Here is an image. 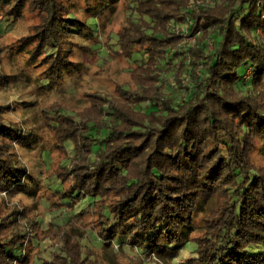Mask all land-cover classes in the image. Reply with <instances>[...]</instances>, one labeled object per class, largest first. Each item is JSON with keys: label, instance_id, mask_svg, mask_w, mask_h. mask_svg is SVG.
Returning a JSON list of instances; mask_svg holds the SVG:
<instances>
[{"label": "trees", "instance_id": "obj_1", "mask_svg": "<svg viewBox=\"0 0 264 264\" xmlns=\"http://www.w3.org/2000/svg\"><path fill=\"white\" fill-rule=\"evenodd\" d=\"M76 1L0 0V20L37 14L32 32L10 46L35 89L64 83L78 69L75 48L99 43L92 25L110 0ZM130 2L137 17H125L114 51L127 61L142 56L127 68L130 81L117 95L87 92L82 111L42 109L64 152L55 192L72 205L89 202L79 215L91 216L103 246L171 261L188 250L184 264H264V168L251 159L257 147L264 152V0ZM83 10L90 15L80 18ZM15 75L0 76V86ZM11 110L0 105V194L32 195L42 187L19 150L50 149ZM22 210L0 211V264H33L47 240L37 230L53 222ZM58 227V248L39 255L42 264H98L92 248L87 254Z\"/></svg>", "mask_w": 264, "mask_h": 264}, {"label": "rangeland", "instance_id": "obj_2", "mask_svg": "<svg viewBox=\"0 0 264 264\" xmlns=\"http://www.w3.org/2000/svg\"><path fill=\"white\" fill-rule=\"evenodd\" d=\"M204 1L212 3L213 0ZM73 2L78 1L73 0ZM111 2L112 0L99 11V20H96V24L92 25L99 43L93 46L89 42H82L81 47L83 46V48L76 47L72 60L79 62L78 69L66 73L64 83L54 86L55 88L48 91L35 89L34 83L31 84L29 80L27 81L25 74H27L28 68H26L22 52L20 51L15 55L10 52L12 43H16L22 36L32 32V25L38 22L37 14L26 11L24 19L19 21L0 20V76L16 74L14 77H9L7 85L0 86V105H10L12 110L9 117L13 121L19 122L20 126L33 129L41 134L40 143L44 144L43 147L50 149V152H41V148L37 146L31 150H19L21 157L27 162L32 172L31 175L42 187V191L35 190L32 195L9 196L5 193L0 194L1 213L11 211L13 208L23 209L22 212L26 211L29 217L53 222L52 225L41 226L37 230L39 236H47V240L42 241L40 249L42 251L33 258V264H42V259H47L51 255V251L58 248L56 242L59 235L56 236L55 234L59 233L57 232L58 224L63 225L67 230L66 232L73 238L82 240V243L88 245L85 248L87 254L90 252L89 248H92L96 252L98 264H184V261L191 255L186 250L181 252L176 261H171L156 254L146 256L141 254L137 248L119 246L117 243L107 247L103 246V243L98 242L99 238L89 231L91 216L85 213L79 215L83 209L85 212L89 208V202L82 200L72 205V198H59L55 192L61 187L59 180L54 175H56L55 173L63 161L62 159H64V152L56 146L54 132L43 126V107L59 104L71 110L82 111L90 104V98L86 95L87 92H94L97 89L117 95L119 92L115 90L116 87L130 81L128 66L132 65L134 60L142 58L138 53L134 55L132 61H127L115 54L114 51L117 48L115 33L122 28L126 21L125 17L135 20L137 14L132 9L125 8L126 4L133 3L130 0H114L112 4ZM81 3L82 0H79L78 5ZM83 8L84 6L78 7L80 10ZM76 13L80 18L90 15L86 10ZM188 40H193V37H189ZM89 47L92 50H89ZM39 70L35 68L32 71L33 77H36L40 72ZM4 80L0 81L3 82ZM251 159L255 166L264 168V152L259 147L252 151ZM48 183H50L51 189H49ZM20 216L23 217L22 214ZM70 220L72 225L66 223ZM87 234L91 244L86 240ZM49 244H54V246L49 247Z\"/></svg>", "mask_w": 264, "mask_h": 264}]
</instances>
